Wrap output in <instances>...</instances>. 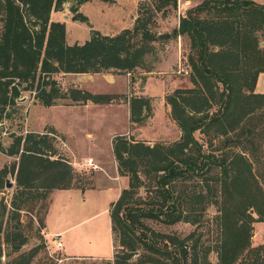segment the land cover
<instances>
[{
  "label": "trees",
  "instance_id": "16d2710c",
  "mask_svg": "<svg viewBox=\"0 0 264 264\" xmlns=\"http://www.w3.org/2000/svg\"><path fill=\"white\" fill-rule=\"evenodd\" d=\"M90 1L0 0V121L9 118L7 111L22 91L32 93L42 107L66 99L108 103L107 95L62 91L50 77L149 72L145 58L154 42L186 38L184 65L191 88L175 89L164 99L178 139L152 146L123 136L112 142L116 171L127 176L128 183L108 209L112 245L116 242L123 252L104 264H129L138 249L147 253L143 263L150 264H210V251L217 264H264V243L250 245L252 224L264 222V94L254 92L258 75L264 73V5L255 0H202L178 16L176 28L155 34L149 29L152 14L164 8L174 11L176 0L143 1L137 4L131 28L115 35L90 30L87 40L68 45L64 23L50 21V13L63 3L76 7ZM75 7L70 11L76 13ZM72 21L87 24L80 13ZM148 102L143 97L129 99L130 123L141 125L151 116ZM195 132L217 139V146L205 151ZM55 137L49 128L11 136L9 146L0 147V153L17 158L5 223L17 220L21 205L51 191L74 188L72 168L54 150ZM6 173L0 170V189ZM139 174L151 180L146 192L154 201L144 206L135 192ZM191 180L199 181L201 189H181ZM200 204L201 212L210 205L215 208L212 246H202L193 233L184 238L162 235L142 223L197 227L200 218L194 213ZM5 212L3 206L1 217ZM1 226L2 220L0 240L2 234V242L18 252L25 240L17 226L3 231ZM32 255V250L19 254L9 264H28Z\"/></svg>",
  "mask_w": 264,
  "mask_h": 264
},
{
  "label": "rangeland",
  "instance_id": "374dc122",
  "mask_svg": "<svg viewBox=\"0 0 264 264\" xmlns=\"http://www.w3.org/2000/svg\"><path fill=\"white\" fill-rule=\"evenodd\" d=\"M143 1L148 0H137L136 6H133L135 15L130 6L134 4V0H112L111 2L92 0L76 7L70 2L63 3L58 11H51L50 21L64 23L65 40L68 45L82 43L88 39L90 30L103 35H115L123 30L122 28H131L130 20L133 15L134 18L136 16L137 4ZM201 1L188 0L187 4L183 5L184 1L179 0L178 3L182 4L184 9L195 6ZM255 1L264 5V0ZM71 7H75L76 13L70 11ZM77 13L86 17L87 24L72 21V17ZM177 16V4L174 11L168 8L161 9L152 14L149 29L155 34L169 33L177 27ZM152 46L151 54L145 58V66L149 72L134 70L127 77L128 85L126 80L121 78L110 86L102 84L103 88L109 89L108 91L122 94L109 96L110 101L102 104L112 106L103 108L106 110L101 113L92 115L91 111L80 110L83 112L80 113V111L63 107H42L33 99L32 93L20 92L14 106L7 111L9 118L0 121V147L6 149L11 143V136H23L28 132L40 133L42 128L43 133L49 129L47 126L53 127L58 133L55 132L56 137L59 138L57 140L55 137L53 140L54 150L56 155L65 159L72 168L74 188L51 191V195L49 193L45 198L40 197L21 205L17 220L5 223L11 193L14 189L11 170L17 163V158L0 153V170L7 171L3 178L4 184L0 189L1 230L17 226V231L25 240L18 252L12 253L9 246L2 242L1 234L0 264H9L12 258L30 250L33 251V255L28 264H55V259H61L60 264H104L111 263L113 256H119L123 252L116 242L112 245L108 209L110 203L116 200L122 190L119 191V185L124 186V180L125 188H127L128 178L118 175L116 171V162L111 149L112 142L117 136H123L134 142H143L148 146L169 145L176 141L180 133L169 117V107L164 99L175 89L191 88L188 76L177 73L178 62L184 64L189 51L188 40L177 37L167 42H154ZM93 78L96 80L97 77L53 75L50 80L62 91L71 89L75 84L90 91L94 89L90 88L93 85ZM103 78L107 82L111 81L110 77ZM254 92L264 94V73L258 75ZM134 97L149 100L151 116L141 125L129 121L128 101ZM56 104L69 105L70 101L58 100ZM193 137L205 151H210L217 146V139L211 136L195 132ZM60 141L65 142L62 145ZM85 158H91L95 164H98L99 170L80 167L78 164ZM117 176L124 177V180ZM139 177L140 184L135 192L144 203L141 206H144L154 201L152 195L146 192V188L151 185V180L141 174ZM5 180L10 183L9 188H6ZM183 186L181 189L191 192L201 189L203 185L199 181L191 180L185 182ZM80 187L82 189H79ZM3 206L6 212L1 217ZM202 206L203 204H200L195 207L194 216L200 218L197 227L185 222L165 225L156 220H142V223L151 231L162 235L184 238L193 233L194 239L200 236L202 246H212L215 237L212 218L216 212L212 205L201 212ZM61 231H63L60 234L62 247L56 249L52 236ZM261 239H264V222H255L252 224L250 245L256 246L254 244ZM146 254L138 249L128 263L150 264L143 263L145 257L142 256ZM207 260L210 264H217L213 251L208 253Z\"/></svg>",
  "mask_w": 264,
  "mask_h": 264
},
{
  "label": "crops",
  "instance_id": "0c3cea01",
  "mask_svg": "<svg viewBox=\"0 0 264 264\" xmlns=\"http://www.w3.org/2000/svg\"><path fill=\"white\" fill-rule=\"evenodd\" d=\"M136 1L137 0H134V4H130L132 10L134 11V15H135V7L133 9V6L135 5L136 6ZM184 3L183 5L187 4L188 0H183ZM131 3V2H130ZM183 5L179 3V11H177V15L180 16L187 8H183ZM51 15V14H50ZM134 15L132 17V19L130 20V25L132 24L133 22V19H134ZM178 16H177V19H178ZM122 29H126V28H122ZM81 75H92V77H97L96 80L95 78H93V85L92 87L90 88H94V89H91L90 91H88L87 89H83L82 87H78L76 84L72 87L74 89H77V90H80V91H84V92H87L89 94H93V95H107V96H112V95H119V94H122V93H115V92H112V91H108L109 89H106L107 87L103 88L102 84H104L105 86H110V84L112 85L113 83H116L117 79L118 78H121V79H125L126 82H127V85H128V76L129 74H112V73H100V74H81ZM260 75V74H259ZM65 76H68V75H65ZM105 77L106 79L108 77L111 78V81L110 82H107L106 80H104ZM256 85V84H255ZM109 106H112V105H109V104H93L91 102H86L84 104H80V103H73V102H70L69 105H61V104H56V105H53V106H50V107H63V108H67V109H72V110H77V111H80V110H84V111H91V114L94 115L96 113H101L103 112L104 110L106 109H103V108H107ZM48 108V107H46ZM167 111V110H166ZM80 113H83L82 111H80ZM99 117V116H98ZM89 118V117H88ZM90 120V119H89ZM127 120V118H126ZM127 124H128V121H127ZM48 128L54 130L56 132V130L53 128V127H50V126H47ZM43 130V128H42ZM42 130H40V133H42ZM57 133V132H56ZM58 134V133H57ZM60 135V134H59ZM61 137H63L62 135H60ZM64 138V137H63ZM57 140H59V138L56 137ZM65 140V139H64ZM65 141H60V143L63 145ZM83 160V159H82ZM94 163V162H93ZM71 164V163H70ZM95 164V163H94ZM97 166V170H99V166L98 164H95ZM118 177V176H117ZM122 180H124V177H118ZM125 185H126V182L124 180V186H121L119 185V191L121 189H124L125 188ZM72 189V188H71ZM70 190V189H68ZM55 191H58V190H55ZM53 192V191H52ZM51 192V193H52ZM50 193V195H51ZM48 209V208H47ZM47 212V211H46ZM46 215V213H45ZM44 215V217H45ZM43 225H44V230L46 229L45 228V224H44V220H43ZM63 231L61 232H56L55 234H58L60 236V234L62 233ZM54 234V235H55ZM263 238V237H262ZM264 239H261L260 241H258V243H255L254 245H259L263 242ZM61 241V239H60ZM262 241V242H261ZM62 244V243H61ZM70 258H73V257H70ZM83 258V257H81Z\"/></svg>",
  "mask_w": 264,
  "mask_h": 264
},
{
  "label": "built area",
  "instance_id": "2783aa9c",
  "mask_svg": "<svg viewBox=\"0 0 264 264\" xmlns=\"http://www.w3.org/2000/svg\"><path fill=\"white\" fill-rule=\"evenodd\" d=\"M179 0H177V11H179V3H178ZM177 73L178 74H181V75H184V76H187L188 73H189V69L184 65V64H181L180 62H178V65H177ZM80 167H83V168H89V169H96L97 166L93 163L92 159L91 158H85L81 161L80 164H78ZM53 240V244H54V247H56V249H60L62 247L61 245V241H60V236L57 234L55 236H52ZM62 262L61 259H55V264H60Z\"/></svg>",
  "mask_w": 264,
  "mask_h": 264
},
{
  "label": "water",
  "instance_id": "95a60500",
  "mask_svg": "<svg viewBox=\"0 0 264 264\" xmlns=\"http://www.w3.org/2000/svg\"><path fill=\"white\" fill-rule=\"evenodd\" d=\"M260 46H262V44H260ZM5 186L6 188H9L10 187V183L7 182V180H5ZM252 211H249V214H251Z\"/></svg>",
  "mask_w": 264,
  "mask_h": 264
}]
</instances>
